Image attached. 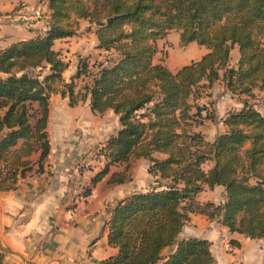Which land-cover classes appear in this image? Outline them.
I'll list each match as a JSON object with an SVG mask.
<instances>
[{
	"label": "trees",
	"instance_id": "obj_1",
	"mask_svg": "<svg viewBox=\"0 0 264 264\" xmlns=\"http://www.w3.org/2000/svg\"><path fill=\"white\" fill-rule=\"evenodd\" d=\"M46 1L50 22L44 35L0 49V192L15 189L33 164L41 171L49 151L50 93L59 91L69 106L78 101L72 82L61 77L66 64L52 46L70 36L82 18L98 27V46L119 54L87 87L91 112L111 109L119 124L105 144L107 160L91 182L110 165L123 169L110 173L107 183L124 182L130 158L139 157L148 161L147 173L165 180L163 187L133 191L114 203L107 244L116 252L97 264H211L207 239L178 237L192 212L219 216L231 232L264 236V114L243 100L220 120L223 131L211 140L187 130L204 109L189 98L201 97L220 69L229 92L252 96V88L264 90V0ZM170 30L179 32L181 43L195 41L206 52L175 71L154 63L156 40ZM233 45L236 68L228 66ZM45 67L48 73L40 78L34 70ZM36 152L32 162L29 156ZM215 186L224 189L222 204L195 200L203 187Z\"/></svg>",
	"mask_w": 264,
	"mask_h": 264
},
{
	"label": "crops",
	"instance_id": "obj_2",
	"mask_svg": "<svg viewBox=\"0 0 264 264\" xmlns=\"http://www.w3.org/2000/svg\"><path fill=\"white\" fill-rule=\"evenodd\" d=\"M19 2L31 4L33 0H0V49L35 34L25 24V34L14 37L5 32L11 22L20 24L8 19V13ZM257 110L264 114L263 109ZM106 111L114 116L116 123L108 133L101 126V119L95 116L101 113L91 112L88 95L69 106L66 96L50 93L45 128L49 151L41 171L35 172L36 164H33L18 179L15 189L0 192L1 264H97L116 252V248L107 244V221L114 203L133 192L134 185L132 179L107 183L109 174L117 172V165H110L108 173L95 183L91 178L97 170H87L90 196L78 204L71 218L64 214L69 202L65 171L77 162L95 163L90 151L97 145L103 146L97 142L108 139L119 127L117 116L111 109ZM37 157L38 152L29 156L32 162ZM197 215L188 214L189 220L181 227L178 237L210 241L211 264H264V244H212L213 233L206 230L203 234L195 221L211 222ZM219 238L223 240V236ZM168 250L165 248L164 252Z\"/></svg>",
	"mask_w": 264,
	"mask_h": 264
},
{
	"label": "rangeland",
	"instance_id": "obj_3",
	"mask_svg": "<svg viewBox=\"0 0 264 264\" xmlns=\"http://www.w3.org/2000/svg\"><path fill=\"white\" fill-rule=\"evenodd\" d=\"M21 4V2L17 3L15 8L8 13L9 20H14L20 24H14L11 22L12 25L6 27L5 32L14 35V37L25 34L26 29L23 25L24 22H27L25 25L34 30V36L44 35L50 22V10L47 7V1L33 0V3L31 4L25 3V18L23 20L21 19V16L18 17L17 12L18 8L21 9ZM35 11L38 12L37 15ZM97 28L98 27L95 24H89L86 20L80 18L77 21L73 33L70 36L59 38L60 41L59 39H56L57 41L55 43L53 42L52 46L57 57L66 64L61 72V77L64 82H72L73 95L75 96L74 99L79 101L84 100L85 97H87V87L91 83L92 78L97 75L100 68L110 66L119 58L118 52L113 48L105 50L98 46L96 39ZM156 49V53L153 56V62L160 63L171 71H175L178 67L191 60L198 59L207 50L206 47L198 45L195 41H190L187 44L181 43L179 32L177 30H170L163 38L157 39ZM238 57L239 54L237 47L233 45L229 51L228 66L236 68L238 66ZM223 71V69L219 70L218 79L212 83L209 89L202 91L201 97L194 100L189 98L188 100L190 103L195 102L198 105L203 106L204 109L201 111V117L198 118L200 121L192 126V128L188 127L187 130L200 131L206 140H211L216 134L223 131V126L220 120L228 111L239 109L243 100H247L250 105L261 111L262 109L264 110L263 90L256 87L252 88V96H247L239 92H229L224 86V80L222 79ZM34 72L39 73L40 78L48 73L46 67L36 69ZM189 112H193V109ZM209 115H211L210 118L204 117ZM95 116H98L101 119V126L105 128L106 133L111 131L113 125L116 127V123L113 120L114 116L111 115V113L107 114V111H105L100 115L95 114ZM106 142L107 139L105 141H98L97 143H103L104 145H97L90 151L91 158H93L95 163H85L86 161H81L79 163L77 162L72 168H78L79 170H97V172L102 169L107 160L105 154H108L104 148ZM153 155L156 157L164 156L157 152ZM205 165L208 166L209 163H206ZM147 166L148 161L145 158H130L126 174L128 179H126V181L133 180L132 185H134L132 191L145 190L151 187H163L165 184V180L157 179L147 173ZM115 168L117 172H120L123 169V165H117ZM110 169L114 168L111 167ZM224 193V189L217 186L212 189L203 187V189L195 195V200L201 205L205 202H209L213 205L222 204L225 200ZM201 208L206 209L208 212L212 211L210 206H201ZM197 216L199 219L211 222V224H208L199 220L195 221L196 226L200 228L203 234L206 230L213 233L214 242L212 241V244H235L233 242L231 243V240L237 242V244H264V236L259 238H249L238 232L229 231L226 226L220 223L219 216L217 215H214L212 218L203 214ZM187 220H189V217ZM221 236H223V240H220L219 237ZM236 238H238V240Z\"/></svg>",
	"mask_w": 264,
	"mask_h": 264
},
{
	"label": "built area",
	"instance_id": "obj_4",
	"mask_svg": "<svg viewBox=\"0 0 264 264\" xmlns=\"http://www.w3.org/2000/svg\"><path fill=\"white\" fill-rule=\"evenodd\" d=\"M25 7L26 6L21 5V9H17L18 17L21 16L22 20L25 18ZM35 13L36 15L38 14L37 11H35ZM26 23L27 22H24V24ZM86 171L87 170H79L78 168H68L66 170L65 175L67 178L69 202L64 209V214L67 215L68 218H71L75 214L78 204L85 201L86 198L90 196V180L87 176Z\"/></svg>",
	"mask_w": 264,
	"mask_h": 264
},
{
	"label": "water",
	"instance_id": "obj_5",
	"mask_svg": "<svg viewBox=\"0 0 264 264\" xmlns=\"http://www.w3.org/2000/svg\"><path fill=\"white\" fill-rule=\"evenodd\" d=\"M107 21H108V19H107Z\"/></svg>",
	"mask_w": 264,
	"mask_h": 264
}]
</instances>
